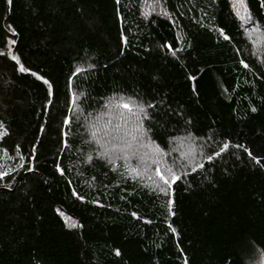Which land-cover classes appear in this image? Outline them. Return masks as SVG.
Returning <instances> with one entry per match:
<instances>
[{
  "label": "trees",
  "instance_id": "1",
  "mask_svg": "<svg viewBox=\"0 0 264 264\" xmlns=\"http://www.w3.org/2000/svg\"><path fill=\"white\" fill-rule=\"evenodd\" d=\"M234 3L0 0V264L264 258V54ZM117 100L200 162L162 190L100 156L86 120Z\"/></svg>",
  "mask_w": 264,
  "mask_h": 264
},
{
  "label": "rangeland",
  "instance_id": "2",
  "mask_svg": "<svg viewBox=\"0 0 264 264\" xmlns=\"http://www.w3.org/2000/svg\"><path fill=\"white\" fill-rule=\"evenodd\" d=\"M236 1V8L245 15L243 7ZM248 16V15H247ZM245 22V33L257 53L264 54V31L254 25L249 18ZM128 104L129 108L122 105ZM137 108L128 102L117 100L107 104L100 114L86 120L87 129L100 156L112 162H121L129 173L145 178L154 187L166 188L156 175V169L168 176L166 169L171 168L177 176L180 171L197 165L203 157L198 141L182 138L173 141L166 152L157 151L149 142H145ZM170 179V177H169ZM252 264H264V258H257Z\"/></svg>",
  "mask_w": 264,
  "mask_h": 264
},
{
  "label": "snow or ice",
  "instance_id": "3",
  "mask_svg": "<svg viewBox=\"0 0 264 264\" xmlns=\"http://www.w3.org/2000/svg\"><path fill=\"white\" fill-rule=\"evenodd\" d=\"M10 2V0H9ZM117 3H119V0H117ZM237 3H239L241 5V7H243L244 9V12H245V15H241L240 14V10L237 8L236 9V15L238 17H240L241 20H246L248 19L249 17L247 16V8L246 6L244 5V0H237ZM233 7L236 8V4L234 3L233 4ZM225 39H228L227 36L224 37ZM15 41H12V43H14ZM13 59H15V57H13ZM245 67H247V65H244ZM20 71L23 72V71H26V69H24L23 67L20 68ZM45 83H47V81H45ZM124 108H129V105L128 104H123L122 105ZM149 107H151V105H149ZM141 111H143V109H141ZM252 111H256V109H252ZM65 124L68 123L67 120L64 121ZM228 148V144H224L223 148H221V151H224L225 149ZM157 151H159V149H157ZM245 151H247V149H245ZM216 155H219V153H216ZM209 159H211L212 157H208ZM59 170V169H58ZM166 171L168 172V176H165V175H162L161 174V170L159 168L156 169V175L159 177V179L163 182L164 185H167L168 187H171V183H174L177 179H179L178 176L175 175V173L172 171L171 168L169 169H166ZM170 177V179H169ZM163 190V189H162ZM167 205H168V211H169V214L171 215L172 212H171V207H172V200L169 199L167 201ZM72 227H76L75 224L72 225ZM174 231V230H173ZM119 254V253H117Z\"/></svg>",
  "mask_w": 264,
  "mask_h": 264
}]
</instances>
